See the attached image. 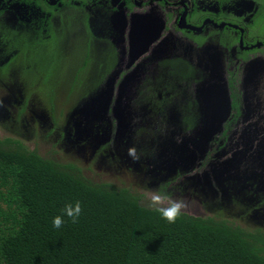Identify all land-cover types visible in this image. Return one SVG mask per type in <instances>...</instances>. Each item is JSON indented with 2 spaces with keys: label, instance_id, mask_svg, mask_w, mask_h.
<instances>
[{
  "label": "flooded vegetation",
  "instance_id": "obj_1",
  "mask_svg": "<svg viewBox=\"0 0 264 264\" xmlns=\"http://www.w3.org/2000/svg\"><path fill=\"white\" fill-rule=\"evenodd\" d=\"M94 56L102 57L97 78L87 79L94 91L84 98L68 89L60 110L48 113L51 122L40 124L47 111L37 102L54 103L52 63L64 57L72 68L68 84L75 85ZM11 64L19 73L6 93ZM106 85L99 114L85 113L95 118L91 130L76 140L67 117L58 133L76 103ZM204 119L216 133L199 147ZM37 125L48 128L40 151L44 141L52 140L53 150L69 145L82 162L64 165L92 183L129 189L146 204L152 185L207 211L224 213L221 206L235 200L236 225L264 224V0H0V132L26 145ZM16 126L23 130L18 138L10 130ZM123 169L142 183H115L110 177Z\"/></svg>",
  "mask_w": 264,
  "mask_h": 264
},
{
  "label": "trees",
  "instance_id": "obj_2",
  "mask_svg": "<svg viewBox=\"0 0 264 264\" xmlns=\"http://www.w3.org/2000/svg\"><path fill=\"white\" fill-rule=\"evenodd\" d=\"M53 149L0 138V264H264V233L182 213L169 224L125 188L92 183ZM79 201L77 223L52 219Z\"/></svg>",
  "mask_w": 264,
  "mask_h": 264
},
{
  "label": "rangeland",
  "instance_id": "obj_3",
  "mask_svg": "<svg viewBox=\"0 0 264 264\" xmlns=\"http://www.w3.org/2000/svg\"><path fill=\"white\" fill-rule=\"evenodd\" d=\"M71 47H75V44H72ZM76 53H77V51L72 52L69 57L70 58L74 57ZM101 59H102V57H100V56L91 57L90 60H88V62H87L88 66L85 69L87 71L80 76V81L75 82V85L68 84V78L70 76V72H71L72 68L70 69L68 67H64V57L61 59L58 57L56 59V62L52 63V66L50 67L49 77H50V83L52 85V87L50 88V91L52 92V95L54 96V98H53L54 103H51V102H48L45 100H42L44 102H37V107H39L38 105L40 103L41 107H42V108L40 107V109L47 111V112L43 111L44 117H41V119H39L40 124H42L43 126H46L48 123L51 122L50 117L48 116L49 115L48 113H50L51 109H53V108L55 109V111L60 110V107L62 105H64V94L66 93V91L68 89L73 90V92L79 96H84V95H87L88 93L91 94V92L94 91L96 85L94 84V82H88L87 79L88 78H93V79L97 78L98 75H97V72L95 71V67L97 68V63ZM18 66H19L18 64H13V65L11 64L6 69L7 72L3 76V79H4L3 82L10 86V87H6V88H8L6 93H11L15 89L14 86H12L11 84H12V79H13L14 74L19 73ZM26 73H27V70L26 69L23 70V75H22L23 78H24V75H26ZM57 78H59V80H57ZM34 90H35L34 88L27 86L25 92L27 94H30L32 91L34 92ZM11 95H15V94H11ZM84 98H85V96H84ZM81 100L79 102H81ZM79 102L76 103V105L79 104ZM34 114H36V113L34 112ZM67 115L69 116V114H67ZM68 116H66L64 118L63 124L58 128V133H61V132L64 133V127H65V123L67 121ZM25 120L27 122H29L31 131H33L35 125H33V126L31 125L30 117L27 116L25 118ZM144 125L148 126L147 124H144ZM37 126L40 128L36 127L37 128L36 131L33 132V134H32V137L35 136L36 138L33 139L34 140L33 142H31L30 144H26V145H28L27 147H29L30 149H32V148L37 149V151L39 153L41 150V148H40L41 142L40 141L43 140V137L45 136L44 132L46 133L48 128H42L41 125H37ZM148 127H150V126H148ZM30 128L28 127L27 129L30 130ZM23 129L25 130V128H23ZM10 130H13V133L15 135H17L16 136L17 138L23 134V130H21L18 126H16V128L10 129ZM3 136H8V134H3V132H0V138ZM138 136L140 137V139H139L140 143H142L144 141L143 140L144 135L139 134ZM52 144H54V143H52V140H50L49 142L44 141V145H45L44 150H47L48 146L52 145ZM55 150H56V153L60 154L59 158H60V163H62V164L71 163V161H74V160L79 161L76 159L77 154L74 152L73 149H71L70 151H67V147H66V151H65V148L63 145L60 149H55ZM71 152H72V154H74L76 156L71 155ZM79 162H82V161H79ZM110 178L114 179L115 183L118 181V182L122 183L124 186H130L129 184L133 183V185H135V187H137V186H139V184L141 182V180L139 178H135V176L133 174H127L124 169L122 170V172L116 173L115 178H113V177H110ZM161 187H162L161 185L160 186H157V185L153 186L152 185L150 188L146 189L145 191L147 194H150L152 196L153 193H155V192H158V191L162 192ZM173 198H174V195H173ZM148 199L151 200V197ZM177 200H179V199H177ZM190 205H192V207H190ZM190 205L186 206L187 208L183 210V212L186 213L187 215L194 216V217L199 216V217H203V218L211 216V217L215 218L216 220L225 219L234 225H236V223L239 219V217L237 215V211H239L241 208V203L238 201H235V200H230V201L226 202L223 206H221L224 213L221 210L219 211L218 209H216L217 211H214V210L213 211H207V210H205V208H200L199 204L194 202V201H192V203ZM247 218H250V217H247ZM244 222L246 223L247 220L245 219ZM258 224L261 226H259L258 228L256 226L249 227L248 231L252 232V231L259 230V231L264 233V224H260V223H258ZM238 226L242 227L241 224H238ZM243 228L246 229V227L244 225H243Z\"/></svg>",
  "mask_w": 264,
  "mask_h": 264
},
{
  "label": "clouds",
  "instance_id": "obj_4",
  "mask_svg": "<svg viewBox=\"0 0 264 264\" xmlns=\"http://www.w3.org/2000/svg\"><path fill=\"white\" fill-rule=\"evenodd\" d=\"M128 155L133 160L138 158L134 148L128 150ZM147 207L157 213L167 223L173 224L182 215L186 205L183 201L172 199L167 193L158 191L153 193ZM80 215L81 204L79 201L65 203L61 213L53 217L51 223L53 228L59 229L65 223V217L72 223H77Z\"/></svg>",
  "mask_w": 264,
  "mask_h": 264
},
{
  "label": "water",
  "instance_id": "obj_5",
  "mask_svg": "<svg viewBox=\"0 0 264 264\" xmlns=\"http://www.w3.org/2000/svg\"><path fill=\"white\" fill-rule=\"evenodd\" d=\"M108 89L107 85L104 87V89L101 91V93L97 94V95H93L92 97H90L87 101L83 102V104L79 103L77 104L74 109L69 113L68 119H69V123L72 125V128L74 129V132H76V140L79 139V136L85 134L86 132H88L90 129V126L92 125V123L94 122L95 118L94 117H90L85 115V113H90L92 114V116H94L95 113L99 114L98 112V105L101 103V96L105 95L106 90ZM223 105H224V113L225 116L223 119L226 118L227 116V108H228V102L227 101H223ZM103 106H108V101L103 102L102 107ZM36 114L34 115H39V112H35ZM84 113V116H83ZM41 116L44 117V114H42ZM30 117V116H29ZM118 121L121 122V124L119 125H124V121L123 118L122 119H118ZM205 121V125L204 127H202V129L199 127L197 130V137L199 138V141L197 143V145L199 147H204L209 140L211 139V137L216 133L215 130L212 131V125L209 127L206 125V119H204ZM216 121V119H214V122ZM85 125L87 127L86 130L83 129V126ZM214 125V124H213ZM82 126V129H81ZM188 141L184 144V150H189L190 147H187L188 145ZM69 148V145L67 146ZM70 149V148H69ZM71 150V149H70ZM75 152V151H74ZM76 153V152H75ZM257 227L260 226L259 224L256 225Z\"/></svg>",
  "mask_w": 264,
  "mask_h": 264
}]
</instances>
